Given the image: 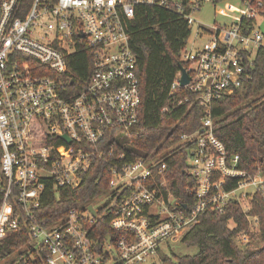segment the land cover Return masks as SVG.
Listing matches in <instances>:
<instances>
[{
	"label": "built area",
	"instance_id": "1",
	"mask_svg": "<svg viewBox=\"0 0 264 264\" xmlns=\"http://www.w3.org/2000/svg\"><path fill=\"white\" fill-rule=\"evenodd\" d=\"M242 3L241 19L264 16L261 0ZM141 5L183 16L189 28L198 24L181 55L189 83L179 85V70L171 92H190L203 110L200 125L166 150L115 165L104 203L97 209L90 204L95 218L86 207L59 222L37 221L45 186H79L92 160L102 157L88 148L138 120L137 60L128 23ZM200 5V0L186 6L183 0H0V249L25 230L46 264H155L163 247L180 241L202 215H223L230 206L247 222L235 235L241 246L259 232L252 211L256 198L264 204V173L242 170L239 157L228 156L216 137L211 106L251 80L264 35L254 29L246 34L240 20L229 27L197 23L192 15ZM85 47L92 55L90 76L74 86L62 77L69 58ZM183 144L186 173L195 181L189 205L174 196L166 177V160ZM106 216L112 234L94 239L93 222Z\"/></svg>",
	"mask_w": 264,
	"mask_h": 264
},
{
	"label": "trees",
	"instance_id": "2",
	"mask_svg": "<svg viewBox=\"0 0 264 264\" xmlns=\"http://www.w3.org/2000/svg\"><path fill=\"white\" fill-rule=\"evenodd\" d=\"M188 2L183 0L184 6ZM185 11L189 9L186 7ZM240 24L248 34L254 29L255 19L242 18ZM128 33L130 48L137 60L138 120L127 130L114 128L99 144L88 148L102 157L92 160L79 186L59 190L45 186L35 214L37 221L52 224L63 220L70 211L85 210L93 201L109 194L115 165L146 157L158 148L166 150L178 142L181 134H190L200 125L203 110L193 104L190 92L184 88L171 92L180 67L186 66L181 55L191 35L183 16L156 6H137L128 23ZM91 64V52L85 47L69 58L62 79L73 80L74 86L78 81L85 82L90 76ZM249 73L251 80L242 88L212 104L211 117L216 137L228 156L239 157L238 168L247 172L260 168L264 173V49L256 52ZM185 98L190 101L184 102ZM186 149V144L179 145L166 160V177L174 196L189 205L188 190L195 181L186 173ZM122 154L123 158L119 159ZM252 214L259 217V232L250 234L245 246L237 242L235 235L247 229V222L238 207L230 206L223 215H202L199 223L180 239L182 245L196 248V254L160 252L159 264H264V204L260 198L255 199ZM109 219L106 216L93 222L90 234L94 239L112 234L108 229ZM230 223L235 226L231 227ZM0 262L46 264L44 254L33 248L25 230L4 240Z\"/></svg>",
	"mask_w": 264,
	"mask_h": 264
},
{
	"label": "rangeland",
	"instance_id": "3",
	"mask_svg": "<svg viewBox=\"0 0 264 264\" xmlns=\"http://www.w3.org/2000/svg\"><path fill=\"white\" fill-rule=\"evenodd\" d=\"M201 5L199 11H195L192 15L193 19L197 23H201L204 26L212 27H229L232 24L237 23L241 19V12L244 10V5L241 0H200ZM198 24H194L191 27V35L187 43V47L193 42L196 36ZM254 31L264 35V16H257L255 18ZM205 39V38H203ZM196 43L201 44L204 40ZM104 197L101 196L97 200L92 202L94 208H99L104 203ZM230 226L232 224L230 223ZM197 249L193 247H186L178 242H169L162 249V253L169 254L175 253L177 255H194L197 253ZM159 256L155 260V264H159ZM4 264V262H0Z\"/></svg>",
	"mask_w": 264,
	"mask_h": 264
},
{
	"label": "water",
	"instance_id": "4",
	"mask_svg": "<svg viewBox=\"0 0 264 264\" xmlns=\"http://www.w3.org/2000/svg\"><path fill=\"white\" fill-rule=\"evenodd\" d=\"M180 72H181V77H180V79H179V85H180L181 87H184V86H186V85L189 83V78H188V76H187L185 70L182 69V67H180ZM63 139L66 140V142H68V143L70 142V141H69L67 138H65V137H63ZM87 210H88V212L91 214V216H92L93 218L96 217V213H95V211L93 210V208H92L91 205H89V206L87 207Z\"/></svg>",
	"mask_w": 264,
	"mask_h": 264
}]
</instances>
